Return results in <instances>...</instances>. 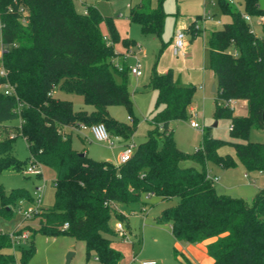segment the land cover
Wrapping results in <instances>:
<instances>
[{
	"label": "trees",
	"instance_id": "trees-1",
	"mask_svg": "<svg viewBox=\"0 0 264 264\" xmlns=\"http://www.w3.org/2000/svg\"><path fill=\"white\" fill-rule=\"evenodd\" d=\"M164 1L157 0L153 7L151 0H139L129 7V22L139 24L143 34L161 39ZM219 3L231 19L212 30L206 41L216 81L213 114L230 119L231 143L246 171L264 172V142L249 140L252 128L264 129V21L262 35L257 36L242 12L264 13L258 0H242V10L226 0ZM20 7L26 11L24 20ZM0 21V66L5 71L0 74V126L5 129L10 126L7 122L19 119L11 127L26 142L28 163L38 162L55 174L54 205L36 214L39 226L32 231L27 247L20 250L21 264L33 256L37 233L82 241L86 260L94 256L101 264H124L122 253L111 244L115 235L111 221L123 216L105 202L146 205L143 197L151 196L161 201L176 199L174 205L161 210L155 222L169 223L177 241L193 244L215 237L207 245L212 264H264V189L250 203L218 193L206 165L234 166L230 156L218 153L225 141L203 131L199 148L185 152L174 139L170 124L189 117L194 86L179 85L171 70L159 73L153 65L149 86L157 92L156 113L147 139L135 145L129 160L119 164L80 155L72 147V129L103 123L111 136L129 143L138 123L127 87L130 68L114 66L119 34L113 20L92 4L78 12L73 0H0ZM188 30L192 35L198 33L194 21ZM123 41L128 47L135 43ZM111 69L120 75L121 83L114 80ZM5 84L12 87L10 94L4 92ZM56 86L80 94L93 110H74L71 101L54 96ZM235 99L246 100L245 115L233 113L229 101ZM111 105L124 106L131 120L121 122L109 116L107 107ZM15 137L0 136V173L26 165L13 153ZM187 160L200 168L180 165ZM20 199L33 201L27 189L5 190L0 184V216L10 215L12 205ZM124 225L128 229L127 220ZM12 243L9 234L0 230V264L16 263L8 251Z\"/></svg>",
	"mask_w": 264,
	"mask_h": 264
},
{
	"label": "rangeland",
	"instance_id": "rangeland-1",
	"mask_svg": "<svg viewBox=\"0 0 264 264\" xmlns=\"http://www.w3.org/2000/svg\"><path fill=\"white\" fill-rule=\"evenodd\" d=\"M75 9L83 12L86 5L92 4L97 7L103 16L110 17L118 31L119 39L114 44L116 53L114 66L126 65L134 66L137 62L140 64L141 75L135 77L128 75L127 87L132 98V110L138 117V123L135 133L131 139L133 145L147 139L151 129H153L152 118L156 113L157 92L149 86L151 68L155 65L159 72L171 70L174 80L182 86H195L192 110H188L189 117L185 120H174L171 122L174 139L177 146L185 152H193L199 148L202 141V134L208 132L210 136L225 141L218 149L221 156H230L234 161V166L229 170L238 174V168L242 164L238 161L233 144V138L229 133L230 119L226 117H214V100L216 94L211 92L214 82V73L209 66V59L206 47L208 33L214 29H220L224 23L230 21V15L221 10L219 0H165L163 10L166 13L163 33L161 39L154 35L143 34L137 23H129L127 19L129 7L135 6L139 0H73ZM238 1L236 8L242 10V0ZM153 7L158 5L157 0H151ZM209 11L213 15L212 19L204 22L200 21L205 13ZM200 16V17H199ZM197 19L201 23V30L197 37L193 38L185 31L184 26H188L193 20ZM219 21V22H218ZM262 22L258 16H253L250 21L251 29L257 36L262 35ZM1 26V24H0ZM205 27L207 32H204ZM103 31L106 30L104 23L101 25ZM184 30L186 47L190 57L184 58L181 53H175L173 37L176 31ZM1 31V29H0ZM172 38V41H171ZM124 39H132L136 43L130 47L126 46ZM161 42L164 43L163 49ZM1 44V32H0ZM1 67V66H0ZM114 80L121 83V77L111 69ZM204 82L205 92L198 89V86ZM54 96L59 99H65L72 102L74 110H93V106L85 104L83 97L78 93L62 91L58 86L54 88ZM235 107V113L242 111L241 103L229 105ZM107 112L112 118L127 122L128 112L124 106L111 105L107 107ZM190 120L198 122L203 130L195 129L190 126ZM19 124V119L6 123L10 125L4 129L0 126V136H16L14 139L13 153L26 165L21 170L6 169L0 173V184L5 190L13 188H25L30 193L36 185H44L41 193L40 208L47 210L54 205V180L55 174L51 168L41 166V176L25 174L28 166L27 157L29 155L24 138L17 134V131L11 127ZM72 147L77 151H87L88 155L96 160L118 159L125 143L119 137H112L111 146L106 142H97L88 128L73 129ZM79 135V136H78ZM80 137V138H79ZM249 140L254 142H264V129L252 128ZM191 161H182L181 166L192 165ZM197 165V164H196ZM223 167L219 164L208 162L207 172L214 174L213 178H219V170ZM240 172V171H239ZM250 173V172H248ZM244 172H241L243 178ZM254 173L250 174L253 177ZM211 177V178H212ZM235 179V178H234ZM252 179V178H251ZM217 181H215L216 185ZM248 195V194H247ZM238 197V196H237ZM12 205V212L8 216H0V230L6 234L13 233L21 228V232H27V238H17L8 251L14 256L16 264L20 263V250L27 247L31 233L39 226L40 217L35 213L28 220H24V215L19 211V202ZM147 204L141 202H132L128 205L118 203L119 213L122 214V220H112L111 226L117 222L124 225L127 220L129 228L125 229L128 233L126 241L118 237L117 234L111 237L112 246L119 250L123 255L125 264H141L142 261H154L155 264H186L185 259L176 251L174 240L169 233V224L155 222V217L162 209L174 205L176 199L161 201L159 198H143ZM251 202L252 199H245ZM146 206V212L142 208ZM34 201L24 202L22 209H34ZM146 215V216H145ZM145 218V220H144ZM18 233V234H20ZM35 251L27 264H101L94 256L88 260L85 258L84 244L72 237L60 235L56 237H47L40 233L34 236ZM69 255H73L68 259ZM69 260V262H68Z\"/></svg>",
	"mask_w": 264,
	"mask_h": 264
},
{
	"label": "built area",
	"instance_id": "built-area-1",
	"mask_svg": "<svg viewBox=\"0 0 264 264\" xmlns=\"http://www.w3.org/2000/svg\"><path fill=\"white\" fill-rule=\"evenodd\" d=\"M15 1V0H14ZM229 4L235 6L237 5L238 1L236 0H226ZM8 10L11 11L12 7H8ZM19 12L22 14V20L25 19L26 16V11L20 7L19 8ZM242 17L250 24V21L252 19V15L247 14L245 12H242ZM213 15H211V13L209 11H207V13H205V15L203 17H200V21L204 22L207 19H212ZM258 20L263 22L264 21V15H259L258 16ZM219 22V21H218ZM0 28L2 27V22L0 21ZM194 28L196 29V31L198 32L199 30H201V23L198 22L197 19L194 20ZM173 45H174V50L175 53H181L182 55L185 54V47H186V40H185V32L184 30H178L176 31V33L174 34L173 37ZM119 69L122 68V66L118 67ZM130 68V73L132 75H134L135 77L140 76L141 71H140V64L137 62L134 66L129 67ZM0 74H5V71L2 67H0ZM4 88V92L6 94H10L12 92V87L9 84H5L3 85ZM130 117H128V121H130ZM190 126L192 128L195 129H201L203 130V128L201 127V125L193 120H190ZM88 128L89 131L91 132V134L93 135V138L95 141L97 142H107L110 146L112 144V137L108 130L106 129V126L103 123H95V124H91V125H80L78 128H74V129H79V128ZM135 149V145H133V142H129L128 144H125L122 152L119 155V160H118V164L119 163H123L127 160H129L133 154V151ZM25 174L27 175H33V176H41L42 172H41V164H39L38 162H35L33 160L29 161L28 166L26 167L25 170ZM209 176V175H208ZM211 178V176H209ZM211 180L213 182L217 181V178H211ZM43 187L44 185H36L33 189L32 197H33V201L36 204V207L34 209L28 208V209H22V205L25 202L24 200H21L19 202V211L22 212V214L24 215V219H27V217H30L32 214H35L39 211H41L42 209L40 208V200H41V193L43 191ZM105 205L109 206L110 209L119 212L118 209V203L117 202H113V201H108L105 202ZM64 228L67 227V223L64 224L63 226ZM114 231L115 234L118 235V237H120L123 240H127L128 238V233L124 227V225L121 222H117L114 226ZM11 240L13 242H18L16 241L17 238H22V239H26L27 238V232H21L20 234H15V233H11L9 234ZM16 264V263H15ZM141 264H155L154 261H142Z\"/></svg>",
	"mask_w": 264,
	"mask_h": 264
},
{
	"label": "crops",
	"instance_id": "crops-1",
	"mask_svg": "<svg viewBox=\"0 0 264 264\" xmlns=\"http://www.w3.org/2000/svg\"><path fill=\"white\" fill-rule=\"evenodd\" d=\"M127 19H128V16H127ZM189 25L186 26V27L184 26L183 28H185V31L188 32V34H190L193 38L197 37L198 34L203 31V30H199L196 35H192L189 32V30H188ZM206 30H207V28L205 27L204 32H207ZM103 32L106 33V31H103ZM209 33H208V35H209ZM171 41H172V38H171ZM183 57L184 58H188V57H190V55L188 54V52L185 51V54L183 55ZM123 64H125V63H123ZM123 64H122V66H123ZM159 73H164V72H159ZM177 83H178V81H177ZM214 83L216 84L215 76H214V82H213V84ZM198 89L200 91H202V93L204 94V92H205L204 82H202L198 86ZM211 92H213L212 91V88H211ZM213 93H215V92H213ZM237 103H241L243 109H242V111L240 113L236 114L235 113V107H232L233 113L235 115H245L247 113V102H246V100H244V99H235V100H230L229 101V105H231V104L232 105H235ZM191 104H192V102H191ZM191 104H190V107H189L190 110H192ZM76 130H79V129H76ZM72 136H73V131H72ZM83 152L88 155V152L87 151H83ZM105 159L108 160V161H111V162H113L115 164H117L118 163V160H119V157L116 160H110L108 158H105ZM189 163H192V165L194 167H196V168H200V166L197 163H195V162H189ZM219 171H220L219 172V175L220 176H219L218 181H217V184L218 185H216V183L214 182V186H215L216 191L218 193L227 194V195H230V196H233V197H237L238 196V197L243 198V199H253V197H254V195L256 193H258L260 190L264 189V172H261V171H246V169L244 168L243 165L240 166V168H238V170H236V171H238V174L235 175V176H234V173L231 172V170H229V168H224L223 167ZM242 171L244 172L243 178L240 175ZM248 172H250V173H248ZM252 173H254L253 175H255V176L250 177V174H252ZM208 175L211 176V177L214 176V174H211V172H209ZM154 197L155 196H151L150 198H154ZM155 198H158V197H155ZM128 219H129V216L127 218V222H128ZM144 220H145V218H144ZM156 224L159 225L158 223H156ZM128 228H129V225H128ZM169 233H170L171 238L174 240V246L176 248V251L185 259L186 264H187V262L189 264H212L213 263V259L208 255L207 245L210 242L214 241L215 240V237L206 239V240L201 241V242H198V243L191 244V243H185V242L177 241L173 237V235L171 233L170 224H169ZM72 256L73 255H71V257Z\"/></svg>",
	"mask_w": 264,
	"mask_h": 264
},
{
	"label": "water",
	"instance_id": "water-1",
	"mask_svg": "<svg viewBox=\"0 0 264 264\" xmlns=\"http://www.w3.org/2000/svg\"><path fill=\"white\" fill-rule=\"evenodd\" d=\"M259 9L264 13V0H258ZM212 91H216V84L214 83L212 86ZM80 155H84V152H81ZM71 255H69L68 259H70ZM69 262V260H68Z\"/></svg>",
	"mask_w": 264,
	"mask_h": 264
}]
</instances>
